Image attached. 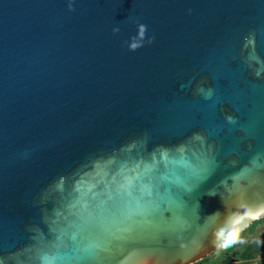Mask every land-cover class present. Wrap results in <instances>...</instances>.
I'll use <instances>...</instances> for the list:
<instances>
[{
	"label": "water",
	"instance_id": "obj_1",
	"mask_svg": "<svg viewBox=\"0 0 264 264\" xmlns=\"http://www.w3.org/2000/svg\"><path fill=\"white\" fill-rule=\"evenodd\" d=\"M261 220L264 0H0V264H194Z\"/></svg>",
	"mask_w": 264,
	"mask_h": 264
},
{
	"label": "trees",
	"instance_id": "obj_2",
	"mask_svg": "<svg viewBox=\"0 0 264 264\" xmlns=\"http://www.w3.org/2000/svg\"><path fill=\"white\" fill-rule=\"evenodd\" d=\"M262 221L263 220L254 222L237 239L233 240L223 248L213 252L216 253L225 251L220 260L210 264H264V234L254 241L240 244V241L246 232L249 230L254 231L255 227ZM206 258L194 264H202Z\"/></svg>",
	"mask_w": 264,
	"mask_h": 264
},
{
	"label": "rangeland",
	"instance_id": "obj_3",
	"mask_svg": "<svg viewBox=\"0 0 264 264\" xmlns=\"http://www.w3.org/2000/svg\"><path fill=\"white\" fill-rule=\"evenodd\" d=\"M264 234V220L260 222L256 227L254 231H247L246 234L243 236L241 243L251 242L259 238L261 235ZM223 252H216L212 253L211 255L207 256L206 260L202 262V264H210L212 262H215L217 260H220V258L223 256Z\"/></svg>",
	"mask_w": 264,
	"mask_h": 264
},
{
	"label": "clouds",
	"instance_id": "obj_4",
	"mask_svg": "<svg viewBox=\"0 0 264 264\" xmlns=\"http://www.w3.org/2000/svg\"><path fill=\"white\" fill-rule=\"evenodd\" d=\"M143 28H144V26L142 25L141 26V35H143ZM135 47H137V45H133V48H135Z\"/></svg>",
	"mask_w": 264,
	"mask_h": 264
}]
</instances>
